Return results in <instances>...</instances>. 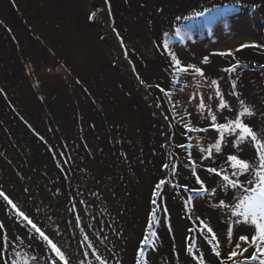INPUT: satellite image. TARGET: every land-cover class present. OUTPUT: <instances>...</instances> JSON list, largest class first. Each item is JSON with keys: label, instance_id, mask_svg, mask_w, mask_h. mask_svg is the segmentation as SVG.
<instances>
[{"label": "rangeland", "instance_id": "rangeland-1", "mask_svg": "<svg viewBox=\"0 0 264 264\" xmlns=\"http://www.w3.org/2000/svg\"><path fill=\"white\" fill-rule=\"evenodd\" d=\"M198 1L112 0L110 26L106 0H0V191L16 206L0 202V254L7 264H62L51 250L46 258L36 255L35 250L40 252L43 244L48 247L47 242L41 239L38 246L30 241L32 237L27 241L34 229L17 215V209L57 245L68 264H136L137 249L155 207L151 193L156 177L168 183L157 197L159 247L148 253L149 264H196L187 252L189 243L193 252H203L213 264H233L229 253L248 247L240 242V249H235V244L239 235L254 234V226L236 224L239 218L228 209L214 207L217 201L211 195L183 190L184 185L199 189L189 151L201 179L219 183V178L205 171L212 162L201 160L205 153L200 150L214 144L217 133L208 125L207 107L203 111L198 107L201 95L211 93H205L206 79L191 73L176 77L169 50L182 64L203 65L202 57L209 55L207 65L216 67L217 73L212 68L211 72L224 92L232 91L233 81L238 89V68L232 73L223 69L239 62L245 71L239 91L255 110L250 121L264 132L263 107L249 97L252 75L247 72L255 67L247 59L264 62V54L253 47L240 48L264 33L255 18L258 3L264 13V2L229 0L245 6V11L210 24L212 15L196 16ZM140 4L138 13L133 9L138 16L134 23L128 7ZM226 5L223 0L211 10ZM121 22L118 33L114 29ZM225 25L235 35L227 34ZM166 26H171L167 33L162 29ZM154 38H167L169 50H163ZM229 50L234 54L210 55ZM258 67L264 75L263 66ZM189 123L209 130L189 132L185 127ZM159 124L167 139L164 143ZM7 147L18 156L10 159ZM254 151L248 145L241 155L252 156ZM190 194L195 198L189 211L185 200ZM171 205L185 230L174 225L169 235L163 209L167 206L173 222ZM39 215L47 218L48 225L52 218V223L40 224ZM197 217L216 234L219 257L212 252L217 241H212L207 229L200 231ZM139 222L144 223L142 231ZM229 227H233L231 240ZM52 232L58 233L56 238ZM186 236L191 238L188 244ZM171 242L177 246L172 251ZM163 254L167 259L165 255L161 260ZM1 255L0 264H6ZM245 255L236 256L235 264H242Z\"/></svg>", "mask_w": 264, "mask_h": 264}, {"label": "snow or ice", "instance_id": "snow-or-ice-1", "mask_svg": "<svg viewBox=\"0 0 264 264\" xmlns=\"http://www.w3.org/2000/svg\"><path fill=\"white\" fill-rule=\"evenodd\" d=\"M205 12H213L209 23H215L229 16L232 10L228 6H222L220 10L206 9L204 12H197V17H203ZM230 28V25H225ZM179 35V31L176 33ZM166 50H169L167 41L164 44ZM264 48V45L257 44H243L240 48ZM240 48L235 51H239ZM233 50L228 52L211 53L210 55H233ZM169 55L172 61V67L174 69V75L179 77L181 74H195L202 79H206L204 76V69L197 66L195 63L182 64L181 60L174 52L169 50ZM202 64L207 65L210 63L209 55L202 57ZM241 65L237 62L228 68L223 69L224 72L232 73ZM211 86L214 89V97L210 96L208 99L211 101L216 99L215 105H205L204 98L201 95L199 109L204 110L207 107V118L210 121V127L217 133V138L214 144H210L206 149L200 150L205 153L201 160L207 159L212 163L205 168L207 173L212 174L214 177L219 178V183L215 179L205 177L201 179L200 175L196 173V162L191 159V152H188L190 166L193 169V175L196 178V182L199 185V189H189L187 185L182 186L185 192L194 193L195 195L209 194L217 201L214 207L228 209L231 216L239 218L235 221L236 224H244L254 226V234H242L238 236V242L235 244V249H240V242L248 245L241 251L233 250L228 255V260L233 261L236 256H244V253L248 252L249 247L253 249L247 257H244V264H248V261H255L258 264H264V132L257 129L255 125L250 121L255 113L252 104L242 97V93L237 90V84L232 82V91L225 93L221 91L219 81L217 79L211 80ZM163 91V89H161ZM226 96L235 97V101H229ZM194 98V97H193ZM231 113V115H229ZM219 118V119H218ZM189 132H206L209 130L205 128H192L191 124L185 126ZM248 145L253 146L254 153L252 156H243L242 152L245 151ZM183 147V145H181ZM187 150V149H186ZM215 153V157H214ZM218 160H223V163H217ZM167 169L168 165H163ZM173 172L175 171V165L173 166ZM243 177V179H241ZM168 183L166 180H160L154 186L153 198L151 203L155 206L150 213V220L147 224L146 231L140 242V246L137 249L136 264H149V252L158 251L157 241L159 240L158 232L156 228L160 223V218L157 217V197L162 191V186ZM215 185V186H214ZM172 187H181L180 185H172ZM217 188L221 189V194L217 195ZM0 197L8 201L10 205L15 209L16 206L8 198V196L0 191ZM194 195H189L185 200V209L190 211L189 206ZM227 201V202H226ZM164 218L168 219V230L171 232L172 225L170 223V217H168L167 206L163 209ZM17 215L27 221L28 224L39 234L42 240L47 242L51 252L55 254V257L62 262V264H68V261L62 251L57 247L55 243L39 228L32 220H30L23 212L17 209ZM200 221L199 229L201 232L207 229V232L211 234L212 241H217L212 247L214 257L220 256L219 242L216 234L212 228L208 226L203 219L197 217ZM2 227V225H0ZM233 235V227L228 228V237L231 240ZM186 240H190V237H185ZM211 243V241H209ZM187 252L192 256V259L196 264H213V259H205L203 252L197 255L193 252V247L189 243ZM104 264V262H102Z\"/></svg>", "mask_w": 264, "mask_h": 264}, {"label": "clouds", "instance_id": "clouds-1", "mask_svg": "<svg viewBox=\"0 0 264 264\" xmlns=\"http://www.w3.org/2000/svg\"><path fill=\"white\" fill-rule=\"evenodd\" d=\"M263 2H264V0H262ZM252 4V3H251ZM251 4L249 5V7L251 6ZM258 7H260V11L258 12V14L257 15H255V18H256V21L260 24V26H263V28H262V30H264V13L262 12V10H261V4L260 3H258ZM230 29V28H229ZM120 30H121V28L119 27V28H117V29H115V31L116 32H120ZM231 35H235V34H231ZM260 37L263 39V43H264V33H262V34H260ZM176 41H181V37L180 38H177L176 39ZM126 47H123V49H125ZM256 49V51H263L264 49L263 48H255ZM120 50V49H119ZM159 55V54H158ZM137 61V60H136ZM256 61L257 62H255L256 63V65H255V67L253 68V69H251V70H249V71H247L248 72V74H251L252 75V77H251V79L248 81V85H249V87H250V90H251V93H250V95H249V97L250 98H253L254 100H256L257 102H259L260 104H262V107H263V113H262V117H261V122L262 123H264V75H262L261 74V71L259 70L260 68L258 67V66H263L262 67V69H263V71H264V62H262V61H259L258 59H256ZM132 62V61H131ZM117 64V62H114L113 63V65H114V67H115V65ZM234 64H236V62H234L233 63V65ZM132 65H133V67L136 69V70H138L137 69V66H135V64L132 62ZM258 65V66H257ZM238 73H237V77L239 78V82H240V84H238V91H239V88H240V86L239 85H241V74H243V72H245L244 71V69H242V68H240V67H238ZM129 72H132L131 71V69H130V71ZM118 75H119V78H121L120 77V74L118 73ZM213 79V78H212ZM211 79V80H212ZM216 79V78H215ZM196 80H198V79H196ZM226 83V82H225ZM206 86H207V88L205 89V93L206 92H208V91H210L211 90V93H209V94H205V96H204V100H205V102H206V104L207 105H210V102H212V103H214V101H216V99L215 98H213L211 101H209V97L210 96H213L214 97V89L213 88H211V81L209 82V84L207 85V81H206ZM244 91V90H243ZM224 92V91H223ZM228 92H230V90H226V92L225 93H228ZM233 99V100H235L236 98L235 97H230V96H226V99ZM159 104L161 105V103L159 102ZM215 105V104H214ZM253 110H254V108H253ZM254 113H255V110H254ZM206 115V114H205ZM205 115H204V120H205V122H207V120L205 119ZM172 120H173V117H172ZM169 122L170 123H172V121L171 120H169ZM208 123V122H207ZM179 124V123H178ZM208 125H209V127H210V124L208 123ZM159 126L161 127V131H162V128H163V126L162 125H160L159 124ZM175 128L176 129V127H175V125L172 123V128ZM165 129V128H164ZM210 129H211V127H210ZM168 130V129H167ZM177 130V129H176ZM212 130V129H211ZM169 132H170V130H168ZM188 131V130H187ZM171 132H172V130H171ZM162 133H163V131H162ZM163 136H164V140H163V143L167 140L166 139V137H165V135H164V133H163ZM179 136V135H178ZM180 137V136H179ZM181 139H184V138H182V137H180ZM173 139H174V137H173ZM177 139H178V137H177ZM99 142V141H98ZM162 143V142H161ZM179 144V143H178ZM163 147H164V145H162ZM165 148V147H164ZM5 154V153H4ZM165 156V155H164ZM162 171V170H161ZM161 171H159V172H161ZM182 171H184V169L182 168ZM156 177V176H155ZM159 181H158V179H157V177H156V183H158ZM155 183V181H154V184H156ZM133 188H134V186H133ZM134 190H135V188H134ZM135 192H136V190H135ZM153 192H154V189H153V191H152V193H151V197L153 196ZM153 198V197H152ZM10 199V198H9ZM0 202L2 203V204H4L5 203V200L4 199H2V197H0ZM5 205V204H4ZM168 206H169V204H168ZM152 207V206H151ZM171 207H172V211H173V213L176 211L175 210V208H174V206L173 205H171ZM19 208H20V205H19ZM170 209V208H169ZM180 216V215H179ZM151 217H149V219H150ZM149 219H148V221H149ZM173 219V218H172ZM172 219H171V221H170V223H171V225H172V223H173V225H172V228H173V226L175 225L174 224V221L172 222ZM147 221V222H148ZM18 224V223H17ZM145 228H147V225H146V227ZM174 228H175V226H174ZM160 229H164V228H160ZM159 229V230H160ZM25 230V232H26V229H24ZM165 230V229H164ZM167 231V230H166ZM33 232H35V231H33ZM169 235H170V233L171 232H167ZM52 234H53V236H54V238H56V234H58V233H56V232H52ZM25 236H27V234L25 233ZM32 239L30 240V241H34V242H36V244L38 245V243L40 242V243H42L41 241V237L39 236V234L38 233H35L34 234V236H33V233H32ZM186 243H187V240H186ZM188 244V243H187ZM189 245V244H188ZM30 246H32V244H30ZM39 246V245H38ZM3 247V246H2ZM173 247H176L177 248V246L175 245V243L174 242H171V246H170V250L172 251V248ZM3 248H5V247H3ZM243 249V248H242ZM241 249V250H242ZM50 251V249L45 245V244H43L42 245V248L40 249V252L36 249L35 250V253H36V255L39 257V256H45V258L47 257V252H49ZM175 251V250H174ZM178 251V249L175 251V252H177ZM5 253V252H4ZM39 253H41V254H39ZM174 253V252H173ZM1 255V254H0ZM166 255V259H167V254H165ZM164 254H163V256L161 257V260L163 259V257L165 256ZM173 255V259L175 260V253L174 254H172ZM2 256V255H1ZM248 256V254H246L245 255V257H247ZM2 258L3 259H5V256L3 255L2 256ZM7 262V261H6ZM176 263V262H175ZM7 264V263H6ZM250 264H252V262H250Z\"/></svg>", "mask_w": 264, "mask_h": 264}, {"label": "trees", "instance_id": "trees-1", "mask_svg": "<svg viewBox=\"0 0 264 264\" xmlns=\"http://www.w3.org/2000/svg\"><path fill=\"white\" fill-rule=\"evenodd\" d=\"M225 1H227V5L226 6H228V4H229V8L232 10V12H231V16L232 15H235V14H238L239 12H241V11H245V6H241V5H239V4H235V3H233V4H231V1H229V0H225ZM218 2H223V0H203V3H204V10H206V9H209V10H211L212 9V7L214 6V4H216V3H218ZM98 4V3H97ZM106 6L108 7V10H109V12H110V14H107L106 16H105V18H106V22H108V25H110L111 26V23L113 22V13H111V7H112V9H113V3H112V0H106ZM197 7V6H196ZM195 7V8H196ZM222 7H220L219 9H217V10H220ZM104 9V8H103ZM104 11V13H105V10H103ZM215 11V10H214ZM249 11V10H248ZM198 12H201V8H199L198 9ZM249 12H251V11H249ZM212 13V15H213V12H211ZM229 15V16H230ZM206 23V22H205ZM167 24H169L168 22H167ZM171 28V26H166V29H170ZM115 30V29H114ZM224 31V30H223ZM222 31V32H223ZM226 33L227 34H234L233 33V31H231L230 29H227V31H226ZM158 48H160V46H158ZM263 54H264V50H263ZM161 56H162V53H159V55H157V58H160V60H161ZM262 58H264V55L262 56ZM251 62V61H250ZM252 63V62H251ZM206 88H207V86H206ZM7 149L10 151V153H11V156H10V159H12V158H14L15 156H18L17 155V153H16V151L15 150H13V149H10L9 147H7ZM8 150H6V151H4L5 152V156L7 157V155H8ZM30 159V158H29ZM32 164H34V163H32ZM35 165V164H34ZM39 174H41V172H40V169H39ZM4 191V190H3ZM6 206V205H5ZM6 207H9V206H6ZM37 218V220H39L40 222V224H46V225H48V220H47V218H44L42 215H39L38 217H36ZM51 220H50V224L52 223V218H50ZM55 223H59V222H55ZM49 224V225H50ZM54 224V223H53ZM48 225V226H49ZM57 226H59V225H57ZM33 231L34 230H30V232H29V230H28V232H29V234H28V238H26L27 239V241L29 240V238L31 239V236H32V233H33ZM26 234H27V230H26V232H25Z\"/></svg>", "mask_w": 264, "mask_h": 264}, {"label": "flooded vegetation", "instance_id": "flooded-vegetation-1", "mask_svg": "<svg viewBox=\"0 0 264 264\" xmlns=\"http://www.w3.org/2000/svg\"><path fill=\"white\" fill-rule=\"evenodd\" d=\"M198 2H200L199 4H197L196 6H197V8L196 9H199V8H201V12H204L205 10H204V3H203V0H199ZM141 7H142V5L140 4V5H135L134 7H131V6H129L128 7V9H129V12H130V14H131V16H132V19H133V21H134V23H136L137 21H135V19L138 17L137 16V14L135 15L134 14V11H133V9H135L136 10V13H138V11H140V9H141ZM210 15H212V13L211 12H205V15L204 16H210ZM124 19H127V18H125L124 17ZM128 21L126 20V23H127ZM172 23V22H171ZM122 27V22H121V25H120V28ZM157 29L159 28V27H157V26H155ZM154 28L153 27H151V28H148V30H153ZM162 29H166V28H162ZM161 29V30H162ZM167 31H169V29H166V33H167ZM165 33V34H166ZM179 33H180V31H179ZM182 35V34H181ZM250 36H252V34L250 35ZM253 37H255V36H253ZM257 39V40H256ZM256 39H253V38H251V43H248V44H257V45H262V43H263V39L261 38V37H259V38H256ZM158 40H160V38L159 39H156V38H154V41L157 43V44H160L161 45V48L164 50V42H166L167 41V38H164V39H162V41L160 40V42L158 41ZM264 49V48H263ZM261 53V52H260ZM240 55H242L244 58L247 56V55H245V54H240ZM247 59V58H246ZM247 60H249V61H251L252 62V64L255 66L256 65V63L255 62H253L251 59H247ZM259 61H261V60H259ZM197 66H199V67H201L202 69H204V76H205V78H206V81H207V85L209 84V82L211 81V79L213 78V79H215L216 78V75H214L212 72H211V68L213 69V71H215V73H217L216 72V67L215 66H212V64H210V65H200V64H197ZM216 69V70H215ZM225 82V81H224ZM211 88H212V86H211Z\"/></svg>", "mask_w": 264, "mask_h": 264}, {"label": "bare ground", "instance_id": "bare-ground-1", "mask_svg": "<svg viewBox=\"0 0 264 264\" xmlns=\"http://www.w3.org/2000/svg\"><path fill=\"white\" fill-rule=\"evenodd\" d=\"M175 216H174V224L178 227V228H183V231L185 230V225L183 224L179 214L177 213V211L174 212ZM139 228L140 231H142V229H144V223L143 222H139ZM182 226V227H181ZM182 240V237H179L178 241L180 242Z\"/></svg>", "mask_w": 264, "mask_h": 264}]
</instances>
